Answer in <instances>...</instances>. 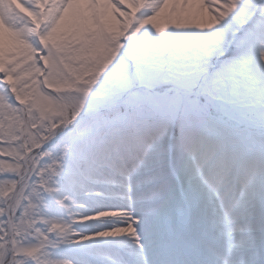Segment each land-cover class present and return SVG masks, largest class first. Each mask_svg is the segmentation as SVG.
Listing matches in <instances>:
<instances>
[{
  "label": "rangeland",
  "instance_id": "rangeland-1",
  "mask_svg": "<svg viewBox=\"0 0 264 264\" xmlns=\"http://www.w3.org/2000/svg\"><path fill=\"white\" fill-rule=\"evenodd\" d=\"M34 2L0 0V92L15 100L0 108V136L71 140L117 185L136 174L161 227L182 208L173 152L194 220L165 235L161 257L179 247L181 263L263 260L264 0H47L42 13Z\"/></svg>",
  "mask_w": 264,
  "mask_h": 264
},
{
  "label": "snow or ice",
  "instance_id": "snow-or-ice-1",
  "mask_svg": "<svg viewBox=\"0 0 264 264\" xmlns=\"http://www.w3.org/2000/svg\"><path fill=\"white\" fill-rule=\"evenodd\" d=\"M10 101L0 92V108ZM31 145L0 136V264H181L161 257V213L136 174L117 185L71 140Z\"/></svg>",
  "mask_w": 264,
  "mask_h": 264
},
{
  "label": "bare ground",
  "instance_id": "bare-ground-1",
  "mask_svg": "<svg viewBox=\"0 0 264 264\" xmlns=\"http://www.w3.org/2000/svg\"><path fill=\"white\" fill-rule=\"evenodd\" d=\"M211 1H215V0H199V2H198V6H199V8L201 9V10H207V8H206V6L207 5H209L210 3H211ZM38 3V1H36V4ZM35 4V2L33 3V5L32 6H34V5H36ZM259 7L261 8V9H264L263 7H264V2H263V5H261V4H259ZM262 31H264V18H263V22H262V24H261V28H260V32L262 33ZM1 33H3V36H4V38H6V40H8V38H9V34L7 33V31L6 30H4L3 32H1ZM256 36H257V40H258V43H261L260 42V40H264V33H262V34H256ZM262 48H263V50H264V44H262ZM125 151H127V150H125ZM112 176H114L113 175V173H111L110 174V176L109 177H112ZM171 219V218H170ZM171 221V220H170ZM172 222V221H171ZM170 224L169 223H166V227H168ZM161 231H162V228H161ZM162 237H163V234L161 235ZM165 241V240H164ZM163 241V242H164ZM162 242V243H163ZM163 244H159V246H162ZM227 247H229V244H226V249H227ZM164 249V248H163ZM162 251H165V250H162Z\"/></svg>",
  "mask_w": 264,
  "mask_h": 264
},
{
  "label": "trees",
  "instance_id": "trees-1",
  "mask_svg": "<svg viewBox=\"0 0 264 264\" xmlns=\"http://www.w3.org/2000/svg\"><path fill=\"white\" fill-rule=\"evenodd\" d=\"M144 49H146L147 52H149V50H151V49H149V48H147V47H145ZM150 63H151V62H148V61H147V64H150ZM65 96L68 97L67 95H65ZM69 100H70V99H69ZM72 108H73V107H72Z\"/></svg>",
  "mask_w": 264,
  "mask_h": 264
}]
</instances>
